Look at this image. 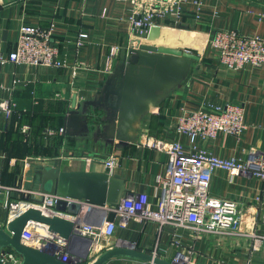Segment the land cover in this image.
Here are the masks:
<instances>
[{
    "label": "crops",
    "instance_id": "obj_1",
    "mask_svg": "<svg viewBox=\"0 0 264 264\" xmlns=\"http://www.w3.org/2000/svg\"><path fill=\"white\" fill-rule=\"evenodd\" d=\"M171 1L0 0V52L4 56L12 52L20 25L30 24L51 31L60 62L50 66L0 62V101L7 100L10 105L8 114L0 109L3 184L39 189L36 169L40 165L106 171L101 160L112 153L117 157L113 173L124 178L127 190L146 191L153 198L166 154L143 145L145 133L147 137L178 141L185 151H192L187 136L176 133L172 124L186 111H214L216 106L229 103L243 108L245 128L238 135L219 133L214 138H198L197 148L240 160H245L252 148L264 152V63L228 69L215 60L211 47L213 35L223 29L264 39V0L178 1L179 17L169 10L156 17L153 25L165 27L174 35L182 34L184 41L196 47L187 49L198 53L200 59L193 62L188 78L139 121L137 140L125 147H110L66 133L65 119L72 98L82 102L96 97L126 57L132 36L130 17L151 4L171 9ZM112 47L116 48L115 55L110 53ZM23 125L28 126L26 131ZM87 158L92 161L88 163ZM209 191L214 196L238 200L243 230L264 237V179L216 169ZM4 199V193H0V225L8 221ZM99 218L102 211L90 220ZM120 239L135 241L138 249L168 260H173L178 251L188 252L189 260L183 264H264L262 245L256 246L248 235L191 237L168 225L159 228L154 222L130 220L126 227L116 228L106 248ZM101 247L98 244L91 253L105 249ZM105 264L148 263L118 257Z\"/></svg>",
    "mask_w": 264,
    "mask_h": 264
},
{
    "label": "built area",
    "instance_id": "obj_2",
    "mask_svg": "<svg viewBox=\"0 0 264 264\" xmlns=\"http://www.w3.org/2000/svg\"><path fill=\"white\" fill-rule=\"evenodd\" d=\"M134 4L138 0H130ZM180 0H172L174 7H150L130 17L132 35L144 36L158 16L172 11L179 17ZM168 3L169 0H164ZM84 36V34H81ZM211 47L215 60L228 69L237 70L245 65H261L264 63V39L253 35H243L232 29L218 30L211 39ZM56 47L51 42V31L30 24H21L15 49L7 56L0 52V62L9 60L14 63L33 65H60L56 59ZM112 55L116 48L112 47ZM0 109L6 114L10 112L7 100L0 101ZM27 125L22 130L26 131ZM245 128L243 108L238 104L216 106L214 111L203 109L190 110L181 114L172 124L176 133L187 136L192 151H185L178 141L160 137H147L145 133L143 145H149L166 154L164 172L157 176V193L153 198L146 191L129 190L117 204L95 207L102 211L99 224L90 221L76 222L77 216L55 208L62 197L56 193L42 192L40 189L25 188L22 184L7 185L0 181V193H4V205L8 210V220L14 218L29 207H35L47 215H57L75 221L74 231L90 239V251L109 244L116 228L126 227L128 221L140 223L154 222L158 227L171 226L192 236L201 234L248 235L256 246L262 245L264 237L256 232H247L242 228V210L238 200L214 196L210 193V181L214 170L221 169L230 174L254 175L264 179V152L251 149L245 160L233 157H221L197 148L198 138H214L219 133L238 135ZM49 161V158H42ZM116 155L110 153L101 160L106 172L113 173ZM91 158H87L90 163ZM17 193V197H13ZM42 197L41 201L31 199ZM70 201L71 199L64 198ZM83 205V201H76ZM92 206V205H90ZM114 212L113 220L106 219L108 212ZM104 212V213H103ZM21 241L29 246L45 250L62 260L70 258L67 242L47 231L45 225L29 221L22 233ZM119 243L137 248L135 241L120 239ZM190 254L178 251L173 261L183 264L189 260ZM0 258L5 264H19L20 255L11 249L3 248Z\"/></svg>",
    "mask_w": 264,
    "mask_h": 264
},
{
    "label": "water",
    "instance_id": "obj_3",
    "mask_svg": "<svg viewBox=\"0 0 264 264\" xmlns=\"http://www.w3.org/2000/svg\"><path fill=\"white\" fill-rule=\"evenodd\" d=\"M187 48L196 47L184 41L182 34L174 35L158 25H151L144 36L132 35L126 57L96 97L82 102L72 98L65 119L66 133L88 137L94 144L103 143L110 147L134 143L139 134V121L188 78L193 62L200 59L198 53ZM36 177L42 192L62 197L55 208L76 215L77 223L90 221L99 224L100 218L90 220L98 217L101 211L95 207L117 204L128 191L120 174L100 170H66L54 165H40ZM30 198L42 200V197ZM105 215L109 221L114 218V212ZM29 221L45 225L48 232L63 238L68 244L70 258L62 260L61 256L24 244L21 233ZM74 226L75 221L71 219L50 216L38 208L29 207L5 225H0V252L3 248L13 250L21 257L19 264H105L118 257L148 264H177L122 243L105 248L89 260L91 241L75 232ZM262 247L264 249V240ZM0 264H5L1 258Z\"/></svg>",
    "mask_w": 264,
    "mask_h": 264
},
{
    "label": "rangeland",
    "instance_id": "obj_4",
    "mask_svg": "<svg viewBox=\"0 0 264 264\" xmlns=\"http://www.w3.org/2000/svg\"><path fill=\"white\" fill-rule=\"evenodd\" d=\"M97 253H99V252L91 253V255H89L88 259L90 260V259L94 258L97 255Z\"/></svg>",
    "mask_w": 264,
    "mask_h": 264
}]
</instances>
